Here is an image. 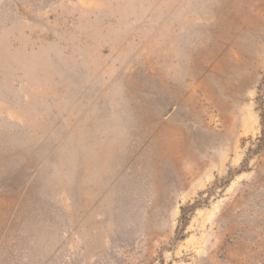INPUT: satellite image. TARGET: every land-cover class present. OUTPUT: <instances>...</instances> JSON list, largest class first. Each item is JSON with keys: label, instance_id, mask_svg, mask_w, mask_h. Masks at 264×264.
Returning a JSON list of instances; mask_svg holds the SVG:
<instances>
[{"label": "rangeland", "instance_id": "1", "mask_svg": "<svg viewBox=\"0 0 264 264\" xmlns=\"http://www.w3.org/2000/svg\"><path fill=\"white\" fill-rule=\"evenodd\" d=\"M263 124L264 0H0V264H264Z\"/></svg>", "mask_w": 264, "mask_h": 264}, {"label": "trees", "instance_id": "2", "mask_svg": "<svg viewBox=\"0 0 264 264\" xmlns=\"http://www.w3.org/2000/svg\"><path fill=\"white\" fill-rule=\"evenodd\" d=\"M263 125H264V124H263ZM195 207H197V203H195V202H193V203H191V204H189V205H187V206H183V207H181L180 218L183 219V220H182V224H183V225L186 224V220H187V218H186V212H187L188 210H193Z\"/></svg>", "mask_w": 264, "mask_h": 264}]
</instances>
